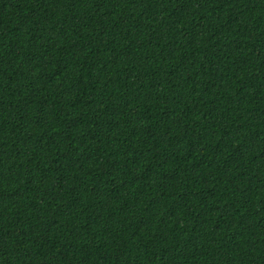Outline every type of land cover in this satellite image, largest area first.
Masks as SVG:
<instances>
[{"label": "trees", "instance_id": "trees-1", "mask_svg": "<svg viewBox=\"0 0 264 264\" xmlns=\"http://www.w3.org/2000/svg\"><path fill=\"white\" fill-rule=\"evenodd\" d=\"M0 264H264V0H0Z\"/></svg>", "mask_w": 264, "mask_h": 264}]
</instances>
